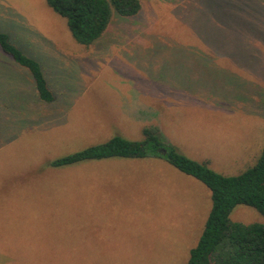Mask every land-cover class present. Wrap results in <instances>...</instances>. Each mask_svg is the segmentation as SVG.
<instances>
[{"label":"rangeland","instance_id":"rangeland-1","mask_svg":"<svg viewBox=\"0 0 264 264\" xmlns=\"http://www.w3.org/2000/svg\"><path fill=\"white\" fill-rule=\"evenodd\" d=\"M86 47L46 0H0V32L37 60L56 100L0 48V264H186L211 193L165 159L53 162L148 126L224 176L264 148V0H140ZM233 222L264 223L238 205Z\"/></svg>","mask_w":264,"mask_h":264},{"label":"trees","instance_id":"trees-1","mask_svg":"<svg viewBox=\"0 0 264 264\" xmlns=\"http://www.w3.org/2000/svg\"><path fill=\"white\" fill-rule=\"evenodd\" d=\"M46 3L67 21L75 41L86 47L105 35L115 14L138 18L142 12L140 0H46ZM0 48L30 72L40 103L50 104L57 99L41 64L15 46L7 33L0 32ZM143 135L142 141L115 136L106 143L57 159L53 166L67 167L111 158L165 159L181 173L203 183L211 193V211L186 264H264V223L244 225L230 219L238 205L251 207L264 218V148L253 167L237 176H224L165 144L156 126L145 127Z\"/></svg>","mask_w":264,"mask_h":264}]
</instances>
